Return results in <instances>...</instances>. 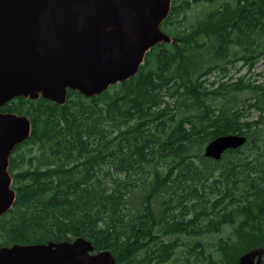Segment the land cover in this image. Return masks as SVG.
<instances>
[{
  "label": "trees",
  "instance_id": "16d2710c",
  "mask_svg": "<svg viewBox=\"0 0 264 264\" xmlns=\"http://www.w3.org/2000/svg\"><path fill=\"white\" fill-rule=\"evenodd\" d=\"M198 5L208 7L189 22ZM160 28L174 42L100 95L0 108L31 127L9 156L15 200L0 217V248L84 238L116 264H237L264 247V83L225 80L229 64L264 59V0H171ZM231 134L246 143L203 156Z\"/></svg>",
  "mask_w": 264,
  "mask_h": 264
},
{
  "label": "water",
  "instance_id": "95a60500",
  "mask_svg": "<svg viewBox=\"0 0 264 264\" xmlns=\"http://www.w3.org/2000/svg\"><path fill=\"white\" fill-rule=\"evenodd\" d=\"M170 6L171 0H0V108L20 97L63 105L68 90L92 98L135 76L147 52L174 42L160 28ZM30 130L27 117L0 112V217L15 200L9 156ZM245 143L242 135H222L206 144L203 156L217 161ZM261 248L237 264H262ZM0 264L116 261L76 238L0 248Z\"/></svg>",
  "mask_w": 264,
  "mask_h": 264
},
{
  "label": "rangeland",
  "instance_id": "374dc122",
  "mask_svg": "<svg viewBox=\"0 0 264 264\" xmlns=\"http://www.w3.org/2000/svg\"><path fill=\"white\" fill-rule=\"evenodd\" d=\"M208 6L198 5L193 8L191 12L188 13L189 22H194L195 19L199 18L201 13L206 10ZM186 26V25H184ZM226 77L225 80L235 81L239 77H243L246 82L252 83L254 85H260L264 83V59L258 60L251 68L243 65L242 62H235L233 64H229L227 66V71L225 72ZM222 77L221 72L215 71L211 74L207 79V87L211 88L210 84L216 82H220ZM250 96L249 92H244L240 95V99H245ZM246 114V113H245ZM250 115V113H248ZM247 116V115H246ZM255 114L247 116V118H254ZM229 232V228H226L223 232L224 235ZM219 236H210L209 238H203L202 241L205 242L204 246H206L207 253H211L214 251L216 240ZM185 248L180 251V254H188L191 248V243H186ZM262 256H264V247L261 248ZM193 259V257H191ZM169 264H182L181 261L174 258Z\"/></svg>",
  "mask_w": 264,
  "mask_h": 264
},
{
  "label": "flooded vegetation",
  "instance_id": "af4514ba",
  "mask_svg": "<svg viewBox=\"0 0 264 264\" xmlns=\"http://www.w3.org/2000/svg\"><path fill=\"white\" fill-rule=\"evenodd\" d=\"M262 264H264V256H262Z\"/></svg>",
  "mask_w": 264,
  "mask_h": 264
}]
</instances>
